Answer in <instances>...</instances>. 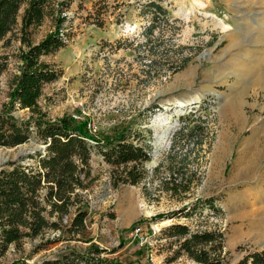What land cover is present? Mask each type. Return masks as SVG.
I'll use <instances>...</instances> for the list:
<instances>
[{"label":"rangeland","instance_id":"1","mask_svg":"<svg viewBox=\"0 0 264 264\" xmlns=\"http://www.w3.org/2000/svg\"><path fill=\"white\" fill-rule=\"evenodd\" d=\"M151 2L167 11L155 22ZM64 17L68 46L41 58L62 77L18 100L21 56ZM18 25L27 44L16 36L0 43L7 57L0 114L86 121L89 134L101 140L127 129L133 138L142 135L139 144L150 146L151 160L139 184L114 187L113 168L94 152L79 191L84 232L46 230L11 245L0 264L40 263L92 247L118 264H169L167 241L156 236L171 224L222 234L228 264L264 250V0H23ZM231 101L237 103L229 111ZM37 152L44 146L34 138L0 148V169L22 157V164H32L28 157ZM174 177L182 183L177 194L168 191ZM176 213L181 216L172 219ZM170 264L191 262L181 257Z\"/></svg>","mask_w":264,"mask_h":264},{"label":"trees","instance_id":"2","mask_svg":"<svg viewBox=\"0 0 264 264\" xmlns=\"http://www.w3.org/2000/svg\"><path fill=\"white\" fill-rule=\"evenodd\" d=\"M22 3L23 0H0L2 46H7L14 36L22 45L28 42L24 29L18 25ZM147 7L154 11L153 22L157 14H167L166 9L157 3H148ZM33 14L31 11L28 16L32 17ZM64 22L65 17L59 19L53 33L38 44L30 45L21 56L23 69L16 89L18 100H25L28 92L34 93L43 85L62 77L63 73L56 70L55 65L46 64L41 58L54 55L68 46L70 38L62 29ZM101 26L102 22H97V27ZM153 28L154 23L145 32L147 38ZM149 42L151 40L147 39V44ZM148 52L150 56L155 54L151 46ZM186 62L187 59H183L180 66L173 69L174 72L181 70ZM6 69L7 57L0 55V76ZM87 126L86 121L73 118L69 122L59 123L46 122L40 118L18 121L0 114V148H15L32 138L44 146L43 154L37 152L28 157L34 163L24 165L22 162L27 158L22 157L0 169V257L11 245L17 247L24 239H34L46 230L68 235H81L84 232L87 212L82 207L79 191L83 189L82 175L94 152L113 168L114 187L126 184L135 186L145 178L143 164L151 160V148L145 143L139 144L142 135L136 139L130 130L124 129L101 140L90 135ZM133 140H137V143ZM170 184L168 191L177 194L182 183L174 177ZM187 189L183 187L181 192L186 193ZM205 204L214 208L211 200ZM190 210L185 214L186 217L191 216L196 208ZM179 214H173L172 219L181 216ZM63 220L66 226L62 225ZM156 240L167 241L169 264L181 257H186L191 264H228L221 257L223 236L219 232L192 231L186 225L171 224L158 231ZM103 253L105 251L96 247L84 253L68 250L59 257L34 264H118L104 259ZM237 264H264V250L248 253Z\"/></svg>","mask_w":264,"mask_h":264},{"label":"bare ground","instance_id":"3","mask_svg":"<svg viewBox=\"0 0 264 264\" xmlns=\"http://www.w3.org/2000/svg\"><path fill=\"white\" fill-rule=\"evenodd\" d=\"M264 82V78H263V80H262V83ZM238 101V100H237ZM235 103H237V102H235ZM235 103H232V101H231V103H229V104H227V108H228V110L229 111H232L234 108H235ZM184 103L183 102H180L179 103V106H181V105H183Z\"/></svg>","mask_w":264,"mask_h":264},{"label":"built area","instance_id":"4","mask_svg":"<svg viewBox=\"0 0 264 264\" xmlns=\"http://www.w3.org/2000/svg\"><path fill=\"white\" fill-rule=\"evenodd\" d=\"M88 128H89V125H88Z\"/></svg>","mask_w":264,"mask_h":264}]
</instances>
